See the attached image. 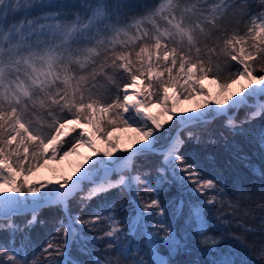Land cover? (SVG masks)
Returning a JSON list of instances; mask_svg holds the SVG:
<instances>
[{"label": "snow or ice", "instance_id": "6c2138e0", "mask_svg": "<svg viewBox=\"0 0 264 264\" xmlns=\"http://www.w3.org/2000/svg\"><path fill=\"white\" fill-rule=\"evenodd\" d=\"M253 5L260 10L252 11ZM221 57L234 64H221ZM205 81L217 85L214 100ZM237 84L239 93H231ZM261 98L264 0H158L139 12L128 0H73L69 5L0 0V232L9 235L7 243H0V264H85L72 257L74 245L90 257L87 264H172L160 249L175 254L186 248L178 217L198 237V247L213 255L209 264H255L241 252L245 237L210 231V208L238 205L225 199L218 176L205 175L194 155L182 153L181 132L199 144L201 136L192 129H206L223 117L230 135L248 134L244 125L264 118ZM197 99L205 111L164 127L162 117L172 119L182 101ZM210 101L218 107H207ZM242 108L250 110L238 121ZM128 130L137 134L139 146L114 155L121 143L114 133ZM71 133L76 135L65 140ZM94 138L106 147L97 148ZM255 138L264 148V127ZM208 143L216 140L210 137ZM84 147L97 158L86 157L87 167L77 165L83 171L75 180L61 176L51 187L31 182L41 169ZM150 155L160 157L154 184L145 179L150 172L139 167L140 159ZM252 172L264 179V170ZM173 185L189 199H181L169 215L160 195ZM122 192L132 205L127 223L117 215L124 205L110 197ZM45 208H58L62 215L55 220V234L37 252L30 233L44 225ZM89 209L82 218L80 213ZM25 216L23 224L16 222ZM101 224V234H87L98 232ZM98 242L105 245L101 255L89 247Z\"/></svg>", "mask_w": 264, "mask_h": 264}, {"label": "trees", "instance_id": "16d2710c", "mask_svg": "<svg viewBox=\"0 0 264 264\" xmlns=\"http://www.w3.org/2000/svg\"><path fill=\"white\" fill-rule=\"evenodd\" d=\"M58 3L69 5L73 0H57ZM128 2L135 6L136 11H142L145 5L151 6L158 2V0H128ZM259 6L253 5L252 11H259ZM21 16L17 15L16 19ZM241 32L244 31L243 24L237 26ZM231 31V27H230ZM221 64H234V62L226 61L221 57ZM224 75V73H222ZM118 83H123V80H118ZM115 91V89H112ZM250 109L242 108L236 115L239 121L245 116V112ZM223 117H218L211 124L204 128H193L192 130L201 136V143L196 144L192 140L187 139V132L182 131L181 135L186 140V144L182 149V153H189L194 155L196 162L203 166L205 175L216 177L218 176L223 182L226 191V200H230L233 205L238 207H230L227 203L223 207H212L208 211V215L212 218L213 227L210 231L219 235L221 232H231L243 236L246 239V247L241 248L243 255L250 257L255 264H264V257L260 255L261 248L264 247V179L254 175L252 168H259L264 170V148H261L255 138V134L261 127H264V118L257 119L251 124L244 125L248 130V134L232 136L228 130L223 127ZM215 139L216 143H208L209 138ZM227 138V139H225ZM70 141L71 138L66 139ZM67 147V144H65ZM160 165V157L158 155H150L147 158H141L139 161L140 170H148L150 175L145 179L151 183H155L157 178L156 168ZM145 185H139L143 190ZM141 196L147 199V194L141 191ZM111 198H115L118 204H123L124 208L117 209L118 218L125 221L132 209V205L128 203L129 195L127 192L112 193ZM183 199L185 202L189 199L188 194L182 193L175 185L160 195L161 203L165 205L168 214L176 208L179 201ZM96 202L93 201L91 207H95ZM207 207V206H205ZM73 213L78 212L79 209L75 203L72 202ZM245 212L248 215H245ZM90 209L80 213L82 218L89 216ZM62 213L58 208H45L40 217L45 221L44 225H37L31 230L30 236L33 247L39 252L42 248L44 241L50 235L55 234L56 224L55 220L58 219ZM220 215L221 219L216 220ZM28 217H17L16 222L23 224ZM224 221L230 223L225 224ZM151 228H155V224L149 222ZM177 231L181 236L186 239V248L175 254H169L167 249L161 248L160 253L165 259H170L172 264H209L213 259V255H206L201 248L198 247V237L194 236L189 230L188 225L184 223L182 217L176 220ZM251 227L253 231L246 232L244 229ZM104 231V226L101 224L98 232L87 233L89 236H96ZM9 235L7 232H0V243H7ZM21 234H17L16 242L19 243ZM230 243L235 241L228 240ZM93 248L97 255H101L105 245L103 243H96L89 245ZM144 258L149 259L147 249L143 248L141 243ZM72 257L85 262L90 260L87 254H81L77 251L74 245L71 249Z\"/></svg>", "mask_w": 264, "mask_h": 264}, {"label": "rangeland", "instance_id": "374dc122", "mask_svg": "<svg viewBox=\"0 0 264 264\" xmlns=\"http://www.w3.org/2000/svg\"><path fill=\"white\" fill-rule=\"evenodd\" d=\"M221 75H223V74L221 73ZM241 84L246 85L247 82L241 81ZM205 89H206V91H208L212 94V97L214 100L216 97V93L218 91L217 85L211 84L208 81H205ZM239 90H240V84L238 85L237 88H234L233 91L231 89L230 92L231 93H239ZM223 99L224 98L221 97V100H223ZM261 99L264 100V98H261ZM228 104H231L230 100L228 101ZM228 104H224L223 107H225V108L228 107ZM207 107H218V105H216L215 103L210 101L208 103ZM188 110L193 111L194 115H198L199 112L205 111L206 108L201 106L200 99L192 100V101H186V102L182 101L181 105L179 106V108L176 111L175 116L172 119H169L166 116L161 118L162 122L164 123V127L169 128L173 124L176 123L177 118L186 117ZM159 111H160V109L157 108V110L154 113H157ZM125 115H127V114H125ZM78 131H79V129H78ZM88 131H91V130L89 129ZM159 134H163V129L161 130V132ZM75 135H76V133H71L70 135L64 137V139L65 140L68 138L72 139V136H75ZM114 135L119 136L120 141H121L120 151L116 152L114 155H127L128 152L134 151L135 147L139 146L138 144L135 143L139 138L137 137V134L132 132L131 130L116 132V133H114ZM95 143H96V147L101 149V150H103L106 147L99 139H95ZM86 149H87V152L90 153V154H88L89 155L88 157H92L93 159L97 158L96 156L93 155V153L87 147H86ZM85 158L86 157L82 154V156L80 158L77 156V159L76 158L69 159V157H68L66 160H64L60 163H52L48 167L43 168L39 172H37L31 178V182H33V183L49 182V186L51 187V186H57L56 182H57V180L60 179L61 176L71 177V180H75L76 177L80 174V172L83 171V168L77 169V165L84 163ZM81 160H83V161H81ZM84 167H87L86 163H84ZM43 172L47 173L50 176V180L40 179V176L42 175ZM42 191H46V189H42ZM141 207H142V205H141Z\"/></svg>", "mask_w": 264, "mask_h": 264}, {"label": "bare ground", "instance_id": "6f19581e", "mask_svg": "<svg viewBox=\"0 0 264 264\" xmlns=\"http://www.w3.org/2000/svg\"><path fill=\"white\" fill-rule=\"evenodd\" d=\"M238 85L239 84H237V85H234L233 87H232V91L234 90V88H237L238 87ZM130 91H139V89H131ZM236 98V96L234 97H232V99H235ZM231 102H232V100H230ZM157 110V108H153L152 109V112L154 113L155 111ZM192 115H194V113H193V111H191V110H188L187 111V116H192ZM87 149H86V147H84V148H81V149H79V154L78 155H73V156H71V157H69V159H71V158H76L77 159V156L80 158L81 156H82V154L85 156V157H88L89 155L88 154H90L89 152H87ZM81 161H83V160H81ZM40 179H45V180H50V176L47 174V173H42V175L40 176Z\"/></svg>", "mask_w": 264, "mask_h": 264}]
</instances>
